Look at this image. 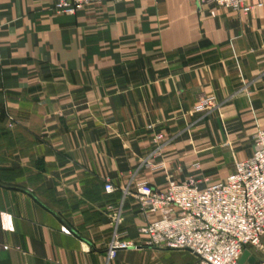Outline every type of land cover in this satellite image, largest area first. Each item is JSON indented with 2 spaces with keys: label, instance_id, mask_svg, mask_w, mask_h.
I'll use <instances>...</instances> for the list:
<instances>
[{
  "label": "crops",
  "instance_id": "obj_1",
  "mask_svg": "<svg viewBox=\"0 0 264 264\" xmlns=\"http://www.w3.org/2000/svg\"><path fill=\"white\" fill-rule=\"evenodd\" d=\"M57 1L0 0V264H143L163 249L107 258L120 190L202 180L207 171L192 173L202 155H252L264 129V7L126 0L66 15ZM201 95L209 111H197ZM165 142L148 161L162 167L141 166ZM142 225L128 197L120 229L139 243Z\"/></svg>",
  "mask_w": 264,
  "mask_h": 264
},
{
  "label": "built area",
  "instance_id": "obj_2",
  "mask_svg": "<svg viewBox=\"0 0 264 264\" xmlns=\"http://www.w3.org/2000/svg\"><path fill=\"white\" fill-rule=\"evenodd\" d=\"M122 1L126 0H59L53 11L73 15L92 5ZM195 2L199 7L214 6L243 15L264 7V0ZM212 101L201 95L197 111H209L213 107ZM153 140L161 141L162 136L156 135ZM166 144H158L141 166L160 169V164L150 165L148 161L159 157ZM192 168L198 169L199 166L194 164ZM103 190L105 194H112L117 189L105 180ZM120 191L121 206L114 217L106 249L108 259H113L118 251L144 246L186 251L193 257L188 264H239L244 250L263 248L264 129L258 128L253 134L252 155L236 161L233 171L221 182L210 183L190 176L184 181L169 179L159 188L142 182L132 190L129 182ZM128 197L136 201L143 219L138 231L139 243L131 241L120 229L122 207Z\"/></svg>",
  "mask_w": 264,
  "mask_h": 264
},
{
  "label": "rangeland",
  "instance_id": "obj_3",
  "mask_svg": "<svg viewBox=\"0 0 264 264\" xmlns=\"http://www.w3.org/2000/svg\"><path fill=\"white\" fill-rule=\"evenodd\" d=\"M252 137L253 134L251 135V143H252ZM249 145V144H248ZM204 156L203 159H199V161L193 163L198 164L199 168L195 169L193 168L192 173L194 174H205L202 171H207L208 175L205 177H202L201 179L203 180H208V177L210 176H216L219 171H224L225 169L229 167H233L234 163L236 161H240L242 159H238V155L236 154H224V153H219V154H214V155H202ZM207 156V158L205 157ZM218 159V167L217 168H212V169H207V170H202V165L201 162L205 161V159ZM240 158V157H239ZM229 171V169H228ZM231 171V170H230ZM229 171V172H230ZM199 179V178H198ZM263 248H251L249 249L250 253L255 257L256 262L254 264H260L264 263V241L261 242ZM193 261V257L186 251H170V250H162L161 253H156V252H148L146 256L143 258V264H188Z\"/></svg>",
  "mask_w": 264,
  "mask_h": 264
},
{
  "label": "water",
  "instance_id": "obj_4",
  "mask_svg": "<svg viewBox=\"0 0 264 264\" xmlns=\"http://www.w3.org/2000/svg\"><path fill=\"white\" fill-rule=\"evenodd\" d=\"M264 241V239H263ZM245 262H247L248 264H254L256 262V259L254 256L251 255L249 250H244L240 260H239V264H245Z\"/></svg>",
  "mask_w": 264,
  "mask_h": 264
}]
</instances>
